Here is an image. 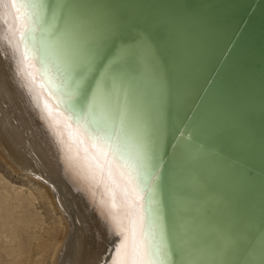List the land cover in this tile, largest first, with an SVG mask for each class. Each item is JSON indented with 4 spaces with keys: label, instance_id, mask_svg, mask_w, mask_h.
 Instances as JSON below:
<instances>
[{
    "label": "water",
    "instance_id": "95a60500",
    "mask_svg": "<svg viewBox=\"0 0 264 264\" xmlns=\"http://www.w3.org/2000/svg\"><path fill=\"white\" fill-rule=\"evenodd\" d=\"M117 1L46 0L49 22L59 27L55 36L47 30L42 36L49 41L51 61L56 64L61 49L72 45L99 52L105 60L124 53L120 106L136 116L124 118L125 124L133 136L160 145L159 178L146 200L147 210L156 215L165 263L264 264V149L259 145L264 144V0H207L222 11L216 18L225 21L227 40L221 47V41L212 40L210 63L193 92L183 91L172 64L181 57V0H133L153 18L125 0L116 5L119 10ZM184 1L195 10L207 4ZM210 28L219 29V22L211 18ZM208 99L221 107L216 109L221 129L208 116ZM241 136L259 163L249 157ZM219 154L234 168L222 163ZM223 171L245 173L259 194L245 183L230 189Z\"/></svg>",
    "mask_w": 264,
    "mask_h": 264
},
{
    "label": "bare ground",
    "instance_id": "6f19581e",
    "mask_svg": "<svg viewBox=\"0 0 264 264\" xmlns=\"http://www.w3.org/2000/svg\"><path fill=\"white\" fill-rule=\"evenodd\" d=\"M120 1L115 8L121 7ZM206 2L202 9L195 10L189 7L188 1L181 0V22L172 19L180 22L182 34L177 44L181 57L172 62L177 72L174 77L186 92L196 90V84L210 63V53L214 49L212 40L221 41L219 47L227 40L224 39L225 21L218 19L221 10L217 4ZM125 4L135 11L140 10L141 15L153 18L152 12L138 2L125 0ZM157 6L167 15L162 4ZM211 18L219 22V29L210 28ZM43 42L48 46V40ZM16 43L12 10L6 2H0V160L23 181H29L27 185L24 182L9 184L6 174L0 172V264L40 263L36 257L49 252L52 247L55 251L49 264H109L114 244L121 240L115 235L117 226L127 233L133 212L140 205H144L143 211L147 214V223L157 246H162L163 240H157L158 223L152 212L154 209L147 210L146 198L138 201L135 208L132 206L119 177L114 172L109 175L104 158L86 138L66 126L63 116L57 114L47 88L38 82L41 77L37 76L35 82L28 77L29 69L16 50ZM49 79L56 80L55 71L50 72ZM45 101L52 108L51 116L44 108ZM207 104L209 118L221 129L223 122L216 110L221 107L210 99ZM121 109L124 118L136 120L132 110L128 111L126 106ZM238 114L247 118L246 112ZM231 115L238 120L234 113ZM233 119L229 116L227 120ZM240 140L247 143L249 157L259 163L246 136H241ZM259 145L263 150L264 144L260 142ZM218 158L234 168L233 161H227L228 158L221 154ZM238 172L228 174L223 171L229 188L242 187L245 183L248 191L258 195L259 192L252 189L256 182ZM36 203L48 204L57 214L50 226L45 225V216L37 210ZM108 219H112L111 228L106 223ZM192 223L195 224L193 219ZM38 227L39 231L36 230ZM47 227H50V242L41 234ZM156 259L157 264H167L164 252Z\"/></svg>",
    "mask_w": 264,
    "mask_h": 264
},
{
    "label": "snow or ice",
    "instance_id": "6c2138e0",
    "mask_svg": "<svg viewBox=\"0 0 264 264\" xmlns=\"http://www.w3.org/2000/svg\"><path fill=\"white\" fill-rule=\"evenodd\" d=\"M0 2H6L12 10L16 50L29 69L28 77L34 82L37 76L41 77L57 114L104 158L109 175L114 172L119 177L124 193L135 208L159 178L160 145L157 141L133 136L125 124L118 95L123 93L124 53L118 51L105 60L99 52L72 45L61 49L58 62L53 65L48 46L40 38L46 30L49 36L59 31L58 25L49 22L46 0ZM51 14L55 21V11ZM52 71L56 73L55 81L49 79ZM44 108L51 116L52 108L47 101ZM143 209L144 205H140L133 212L127 233L117 226L115 235L121 240L114 244L109 264H157L156 257L163 254L164 247L157 246ZM106 223L111 228L112 219Z\"/></svg>",
    "mask_w": 264,
    "mask_h": 264
},
{
    "label": "rangeland",
    "instance_id": "374dc122",
    "mask_svg": "<svg viewBox=\"0 0 264 264\" xmlns=\"http://www.w3.org/2000/svg\"><path fill=\"white\" fill-rule=\"evenodd\" d=\"M0 172L6 174L5 176H6L7 180H9V184L20 185V184H22V182H24L27 185V183L29 182V181H23L18 174L14 173L12 170H10L9 165L4 164L3 160H0ZM28 187H29V184H28ZM36 206L38 208L37 210L42 212V214L45 216V219H46L45 225L50 226L53 223V221H55L57 214L54 211L52 212V210H50V206L46 203H44V204H42V203L37 204L36 203ZM36 230L39 231V227L36 228ZM40 231H42V229ZM41 234L49 242L51 241L50 236H49L50 235V227H47L45 230L43 229ZM53 251H55V250H53V247H52L49 252L42 253L39 256H37L36 258L39 259L40 263H41V261L44 260L45 262L43 264H49V262H51L50 259L53 256L52 254L54 253ZM40 263H34V264H40Z\"/></svg>",
    "mask_w": 264,
    "mask_h": 264
}]
</instances>
